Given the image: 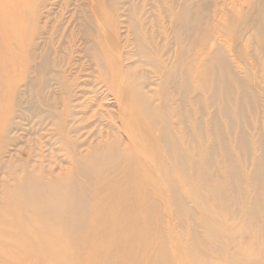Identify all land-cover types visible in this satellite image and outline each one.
I'll list each match as a JSON object with an SVG mask.
<instances>
[{"label":"bare ground","instance_id":"bare-ground-1","mask_svg":"<svg viewBox=\"0 0 264 264\" xmlns=\"http://www.w3.org/2000/svg\"><path fill=\"white\" fill-rule=\"evenodd\" d=\"M173 252L264 264V0H0V264Z\"/></svg>","mask_w":264,"mask_h":264},{"label":"rangeland","instance_id":"rangeland-1","mask_svg":"<svg viewBox=\"0 0 264 264\" xmlns=\"http://www.w3.org/2000/svg\"><path fill=\"white\" fill-rule=\"evenodd\" d=\"M76 1H78L79 3H82V4H89V5H91V3H92V0H62V3L63 4H72L73 5ZM70 9H73V7H71ZM69 15L70 14L66 12L65 16L67 17ZM167 223H168L169 227H171V225H170L171 219H168ZM171 229L173 231V234H177L178 230H177V226L175 224L173 225V228H171ZM171 250H173V244H171ZM173 256L175 258L176 264H180L178 259H177V256L175 255V253L173 254Z\"/></svg>","mask_w":264,"mask_h":264}]
</instances>
